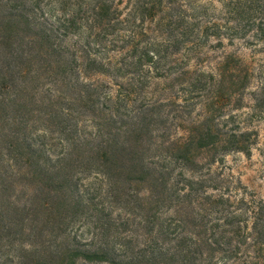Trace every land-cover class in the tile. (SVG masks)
Segmentation results:
<instances>
[{
  "label": "trees",
  "instance_id": "trees-1",
  "mask_svg": "<svg viewBox=\"0 0 264 264\" xmlns=\"http://www.w3.org/2000/svg\"><path fill=\"white\" fill-rule=\"evenodd\" d=\"M248 34L264 0H0V264H264L217 170L257 140L214 54Z\"/></svg>",
  "mask_w": 264,
  "mask_h": 264
},
{
  "label": "rangeland",
  "instance_id": "rangeland-1",
  "mask_svg": "<svg viewBox=\"0 0 264 264\" xmlns=\"http://www.w3.org/2000/svg\"><path fill=\"white\" fill-rule=\"evenodd\" d=\"M219 3L215 2V6ZM214 41H212L213 43ZM220 59L230 55L229 66L247 71V87L243 93V106L238 110L245 127L257 131V140L250 155L232 152L224 157L218 169L230 175V182L240 193L256 198L264 197V40L248 34L231 44L214 50Z\"/></svg>",
  "mask_w": 264,
  "mask_h": 264
}]
</instances>
